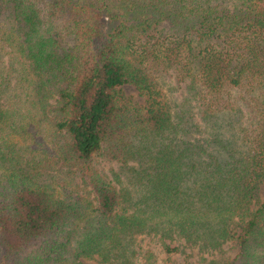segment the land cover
<instances>
[{
  "label": "trees",
  "instance_id": "obj_1",
  "mask_svg": "<svg viewBox=\"0 0 264 264\" xmlns=\"http://www.w3.org/2000/svg\"><path fill=\"white\" fill-rule=\"evenodd\" d=\"M263 183L264 0H0V264H264Z\"/></svg>",
  "mask_w": 264,
  "mask_h": 264
},
{
  "label": "rangeland",
  "instance_id": "obj_2",
  "mask_svg": "<svg viewBox=\"0 0 264 264\" xmlns=\"http://www.w3.org/2000/svg\"><path fill=\"white\" fill-rule=\"evenodd\" d=\"M6 57H3L5 60ZM165 81L168 82L167 79ZM121 90L125 96L132 98L134 102L142 103L143 99L138 97L137 92L131 85H124ZM183 85L179 86L173 93V98L180 102L183 98ZM98 169L109 175V170H117L116 164L101 163L96 165ZM259 198L264 200V183L259 189ZM133 250L135 256L138 257L141 263H144V257H150L152 264H241L237 260V254L239 251L238 244L235 240L225 242L219 250L216 251H199L198 247L186 246L182 240H175L174 242H168L167 240H160L158 236L154 235H135L133 242ZM164 244H167L170 248L178 247V251L166 252ZM87 264H97L95 261L87 260Z\"/></svg>",
  "mask_w": 264,
  "mask_h": 264
}]
</instances>
